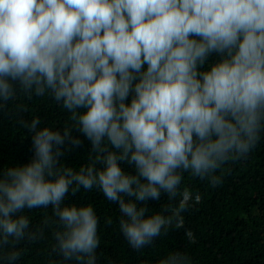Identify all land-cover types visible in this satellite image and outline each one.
<instances>
[{"label": "clouds", "instance_id": "obj_1", "mask_svg": "<svg viewBox=\"0 0 264 264\" xmlns=\"http://www.w3.org/2000/svg\"><path fill=\"white\" fill-rule=\"evenodd\" d=\"M18 87L50 91L94 156L79 171L61 167L66 143L83 142L33 118L34 156L0 174V246L36 239L21 213L51 206L58 253L96 264L93 207H61L76 185L117 203L121 232L142 249L183 226L192 200L183 172L219 183L214 173L245 157L264 128V0H0V100ZM161 193L179 202L146 216L140 205ZM160 264L191 261L177 252Z\"/></svg>", "mask_w": 264, "mask_h": 264}, {"label": "trees", "instance_id": "obj_2", "mask_svg": "<svg viewBox=\"0 0 264 264\" xmlns=\"http://www.w3.org/2000/svg\"><path fill=\"white\" fill-rule=\"evenodd\" d=\"M216 58L211 56L209 62ZM72 115L50 91L36 95L18 87L13 99L0 100V174L31 161L33 133L26 125L36 117L40 120L39 128L62 133L68 130L83 142L76 148L66 143L61 167L79 171L89 164L94 156L91 144L77 132ZM121 166L135 174L132 165ZM214 175L220 177L217 184L183 172L180 191H188L192 196L182 213L183 226L162 230L151 245L139 250L130 246L120 230L123 217L118 204L108 200L99 188L85 190L73 185L61 207H93L99 220L96 264H160L161 259L177 252L186 255L191 264H264V128L245 157L229 160ZM197 194L201 197L198 203ZM179 199L161 193L159 200L140 206L146 207V216L167 215L165 209L176 206ZM21 214L28 217L29 231L36 232L37 238L0 246V264H8L6 254L14 250L20 252L14 264H77L75 260H65L56 250L55 233L63 228L51 206L26 208ZM188 232L192 233L191 238Z\"/></svg>", "mask_w": 264, "mask_h": 264}]
</instances>
